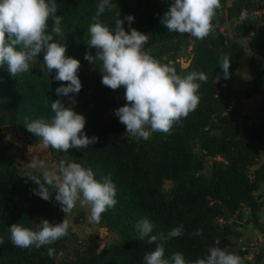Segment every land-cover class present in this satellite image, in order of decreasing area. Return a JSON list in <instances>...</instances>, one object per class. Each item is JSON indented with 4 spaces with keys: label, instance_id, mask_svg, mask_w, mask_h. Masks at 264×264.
Masks as SVG:
<instances>
[{
    "label": "trees",
    "instance_id": "16d2710c",
    "mask_svg": "<svg viewBox=\"0 0 264 264\" xmlns=\"http://www.w3.org/2000/svg\"><path fill=\"white\" fill-rule=\"evenodd\" d=\"M220 0L221 7L212 23L213 31L203 40L190 34L169 32L161 19L172 0H112L114 11H105L100 22L115 28L116 18L124 21L126 32L136 29L149 37L145 50L161 64L173 67L181 77L192 71L203 72L207 82L201 84L200 102L178 124L171 134L151 132L148 140L133 137L125 125L107 115L121 107L123 87L112 90L101 83L102 62L84 59L86 52L93 57L96 49L89 48L88 32L92 17L101 0H55L57 16H62L64 35L54 36V42L65 44V55L80 61L78 78L82 88L73 96H58L57 87L67 82L56 81L55 70L47 73L43 51L32 62L28 72L11 77L7 66H0V264H144L143 257L154 251L158 243L165 249V258L180 252L189 261L203 258L210 247H219L243 259L248 250H239L231 240L237 235L242 210L249 213L247 223L263 235V242L252 262L264 264V220L260 213L264 200L259 190L264 185V0ZM119 12L116 17L115 13ZM131 15V25L124 19ZM245 15V16H244ZM236 20V31L249 38L245 47L230 41L222 28ZM53 21H48L51 33ZM187 40L191 56L186 67L178 59ZM246 51L250 81L242 87L232 86V80ZM230 58L229 78L223 77L220 64L223 56ZM260 96L255 113L244 114L240 107L252 96ZM59 99L65 107L85 117L84 134L97 137L88 148H70L67 153L50 148L52 160L58 165L67 157L93 171L100 181L109 177L116 186L115 207L101 215L99 224L115 233L118 240L99 248L97 238L84 242L68 229V234L52 245L19 248L12 244L9 227L18 223L34 228L41 220L50 224L62 222L64 213L55 201V192L45 201L35 195L38 188L28 177L40 175L37 170L25 171L10 157L12 144L3 134L10 128L33 147L39 138L27 131L29 121L50 119L54 113L51 102ZM206 158H211L209 173H203ZM166 182H171L168 189ZM235 217L236 221L229 222ZM83 216L75 217L81 223ZM147 218L153 223L152 235L163 234L165 240L148 243L137 239L136 223ZM222 221V224L218 222ZM183 225V235L168 237L175 227ZM202 229L201 236L192 235ZM69 244L73 245L70 251ZM55 249L50 258L48 248ZM66 252L62 261L59 254Z\"/></svg>",
    "mask_w": 264,
    "mask_h": 264
},
{
    "label": "clouds",
    "instance_id": "9594fccd",
    "mask_svg": "<svg viewBox=\"0 0 264 264\" xmlns=\"http://www.w3.org/2000/svg\"><path fill=\"white\" fill-rule=\"evenodd\" d=\"M116 4L112 0H101L96 14L91 18L88 32L89 48L96 49L93 57L88 52L84 59L93 63L102 62V85L117 90L125 89L126 104L114 110L119 122L126 127V132L139 139L148 140L151 132L171 134L174 124L186 118L194 111L199 102V82H207L203 72L192 71L184 77L166 64H161L146 50L148 35L131 29L126 32L122 27L124 21L116 18L115 28L110 29L100 22V16L107 10L114 11ZM220 0H172L164 13L161 24L169 31L178 34H190L203 40L213 31V19ZM55 0H0V66H7L11 77L29 71L30 62L43 51V64L47 73L55 70L56 81L67 82L55 89L58 96H68L71 104L73 98L82 88L78 78L80 61L65 55V44L54 42V36L64 35L61 28L62 16H57ZM116 17L119 12L115 13ZM53 25L48 31V21ZM129 25L134 17L124 18ZM230 58L223 56L220 68L225 79L229 78ZM69 94H73L70 96ZM54 115L29 121L25 117L24 126L28 132L39 138L44 148L51 147L58 152L67 153L70 148L82 149L97 141V137L89 138L84 134L85 117L65 107L59 99L51 102ZM10 138V137H9ZM30 167L39 169L40 175L28 177L38 185L33 189L41 199L50 200L49 186L55 188V201L64 214L70 213L77 201L90 208V222H99L101 215L115 207L116 186L109 177L98 181L89 168L79 163L62 158L55 170L45 168L44 162L33 156ZM154 225L147 218L139 220L135 225L137 239L147 238L148 243L163 241V234L152 235ZM69 222L50 224L46 219L35 224L34 228L24 227L18 223L9 227L10 239L14 246L40 248L52 245L68 234ZM183 235V225L173 228L168 237ZM192 235L201 236L202 229L195 230ZM4 242L0 237V244ZM55 249L48 248L51 258ZM144 264H243L241 257L228 253L219 247H210L207 254L195 261L186 260L182 253L176 252L165 258V249L158 243L154 251L143 257Z\"/></svg>",
    "mask_w": 264,
    "mask_h": 264
},
{
    "label": "rangeland",
    "instance_id": "374dc122",
    "mask_svg": "<svg viewBox=\"0 0 264 264\" xmlns=\"http://www.w3.org/2000/svg\"><path fill=\"white\" fill-rule=\"evenodd\" d=\"M231 0L227 2L229 5ZM245 16V15H244ZM237 21H229L223 28L222 31L226 35V37L230 41L239 42L245 47L248 45L249 38L247 36H241L235 29ZM186 34H183L185 36ZM191 45L188 43L187 40L184 41L182 45V53L178 62L182 67H186L189 63V57L191 56ZM250 54L246 51L245 56L241 59L239 69L235 74L233 79V86L236 88L242 87L246 82V80H250V71L247 67V62L249 60ZM249 82V81H248ZM260 96L253 97L249 101H245L242 103L240 110L244 114H254L257 104L259 103ZM121 100L126 103L124 98V93L121 96ZM107 118H115L119 121V118L115 115L114 110L111 111ZM3 134L12 142L9 155L10 157L18 164V166L25 170L29 171L32 168L30 167V162L33 156H37L40 160L44 162V166L47 169L55 170L57 164L52 160L50 154V148H44L41 142L37 146H27L22 141V137L16 133L15 131L11 130L10 128H3ZM131 135V134H130ZM133 136V135H131ZM10 137V138H9ZM135 137V136H133ZM211 158H206L205 166L203 173H209L211 169ZM39 171V169H37ZM171 186V182H166L164 184V188L168 189ZM49 194L55 192V188L49 186ZM259 193L262 195L264 200V185L261 186ZM83 216L81 223H75L74 219L77 216ZM242 220L237 221V235L231 238L234 247L239 250L247 249L248 253L242 259L243 264L245 262H252L253 255L257 252L259 246L263 242V235L262 233L254 227L252 224L247 223L246 220L249 218V213L246 209L242 210ZM64 218L68 220L69 227L71 231L77 236V238L81 241H88L92 237L97 238V243L99 248H103L104 246L111 244L118 240V236L107 230L105 227L100 225L98 222H90V208L88 206H82L79 201H77L75 208L70 212L64 215ZM260 220H264V208L260 213ZM236 221L235 217L231 218L229 222ZM222 224V221L218 222ZM67 250L73 247V245L69 244ZM66 252L60 253L58 260L61 262Z\"/></svg>",
    "mask_w": 264,
    "mask_h": 264
},
{
    "label": "crops",
    "instance_id": "0c3cea01",
    "mask_svg": "<svg viewBox=\"0 0 264 264\" xmlns=\"http://www.w3.org/2000/svg\"><path fill=\"white\" fill-rule=\"evenodd\" d=\"M238 69H239V68H238ZM237 71H238V70H237ZM237 71H236V73H237ZM236 73H235V74H236ZM234 77H235V76H234ZM233 79H234V78H233ZM248 81H250V80L247 79L246 82H248ZM233 82H234V81L232 80V83H233ZM232 83H231V84H232ZM232 86H233V84H232ZM233 87H234V86H233ZM235 88H236V87H235ZM256 96H257V95H254V96H252L250 99H252L253 97H256ZM250 99L245 100V101H249ZM245 101H244V102H245Z\"/></svg>",
    "mask_w": 264,
    "mask_h": 264
},
{
    "label": "built area",
    "instance_id": "2783aa9c",
    "mask_svg": "<svg viewBox=\"0 0 264 264\" xmlns=\"http://www.w3.org/2000/svg\"><path fill=\"white\" fill-rule=\"evenodd\" d=\"M262 12H264V10H260V11L256 12V14L259 15Z\"/></svg>",
    "mask_w": 264,
    "mask_h": 264
}]
</instances>
